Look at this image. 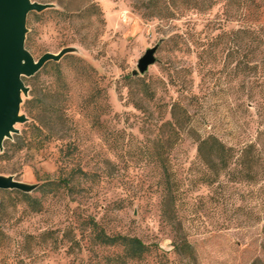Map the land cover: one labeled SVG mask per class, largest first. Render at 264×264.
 Listing matches in <instances>:
<instances>
[{"label":"rangeland","instance_id":"1","mask_svg":"<svg viewBox=\"0 0 264 264\" xmlns=\"http://www.w3.org/2000/svg\"><path fill=\"white\" fill-rule=\"evenodd\" d=\"M32 1L50 7L28 17L31 43L26 48L36 61L48 52H67L59 62L49 61L35 76L24 78L29 91L23 94L20 115L26 122L16 124L18 133L0 150H9L0 157V176L36 186L31 194L42 197L44 206L34 213L15 193L0 192V231L5 234L0 240L7 242L0 245V264H109L122 249L100 245L89 226L91 218L108 234L138 237L150 246L144 261L130 264L167 259L172 264H252L261 257L264 223L246 222L237 211L244 205L243 190L198 182L201 168L188 130L165 156L178 190L176 213L163 217L158 105L173 102L177 83H183L196 96L190 107L199 133L215 131L225 139L254 134L255 114L264 115V69L235 71L240 56L230 32L244 24H264V0H256L260 7L245 19L233 5L228 21L223 2L205 13L191 9L160 20L158 0L155 17L150 16V0ZM92 3L97 5L95 15L67 17L65 24L54 13L66 11L69 16ZM182 31L189 32L186 53L168 41ZM158 45L156 63L141 75L139 60ZM260 50L250 57L262 61L264 68V45ZM85 63L98 72L99 85L78 81ZM184 65L189 71H179ZM251 89L259 96L248 100L252 112H245L241 104ZM89 93L94 97L88 98ZM45 96L56 107H68L76 120V125L57 128L65 133L62 139L50 140L37 129L52 117L41 108ZM164 118L169 115L164 113ZM74 142L76 157L64 160L66 145ZM79 167L86 174H72ZM47 182L54 185L44 195L40 187ZM48 230L53 239L38 237ZM181 239L191 242L194 258L173 253L174 240Z\"/></svg>","mask_w":264,"mask_h":264},{"label":"trees","instance_id":"2","mask_svg":"<svg viewBox=\"0 0 264 264\" xmlns=\"http://www.w3.org/2000/svg\"><path fill=\"white\" fill-rule=\"evenodd\" d=\"M208 2L209 4L204 9L202 4ZM223 2L224 13L223 15L228 21V18L233 13L231 7H237V13L240 18L252 17L256 10L260 7L256 0H158V18L160 20H170L177 14L186 12L191 9L200 10L205 13L211 10L213 6ZM150 4L154 5L150 16L156 15L157 0H150ZM97 5L90 4L88 7L80 10L79 12L68 13L62 11H54L59 17L61 24L67 22V17L76 18L80 17L81 13H89L91 16L95 15L94 9ZM203 8V9H202ZM256 9V10H255ZM32 13L29 14V16ZM223 24L221 23V26ZM188 31L180 32L170 37L168 41L173 43V46L180 52L186 53L190 50V41L188 38ZM230 34L235 35L236 38V53L240 56V61L235 67V71H263L262 61H252L251 54L261 51V46L264 45V24L258 26L244 24L239 29L233 30ZM229 34V35H230ZM31 43V39L27 37L26 45ZM231 54H228L230 56ZM84 71L79 72L78 81H90L99 85L98 72L90 65L83 64ZM188 66H183L179 71H189ZM65 82V80H64ZM62 84H66L62 83ZM178 96L171 103H159L158 109L160 113L161 124L159 126L158 138V163L162 170L163 176V198H162V215L166 219L169 217L170 212L176 213V192L178 187L172 181V175L168 166V159L166 155L170 154L173 149L177 147L184 139L185 135L194 140L197 148L196 159L201 168V176L198 182L209 187H216L217 189L237 188L243 190L242 197L244 205L237 211L242 212L248 222V219L255 223H264V115L255 114L257 128L254 134H241L232 139H225L215 131L207 132L206 134L199 133L200 124L195 120V115L191 112V101L196 96L189 90L183 87V83H177ZM102 91V89H99ZM104 91V89H103ZM91 92V91H90ZM90 94V93H89ZM93 94V95H92ZM101 94V92H99ZM59 96L57 93L56 97ZM259 92L251 89L247 93V101L241 104L245 108V112H252L253 105L248 104V100L258 97ZM94 93L88 95V98H93ZM48 97L41 98V108L47 114L52 112V117L47 119L42 124L37 126L40 133H45L50 140L64 137V131H59V126H67V124L76 125V120L71 116L68 107H56L55 103H49ZM84 110H90L89 106H84ZM164 113L169 115V119L164 118ZM54 114V115H53ZM248 114V113H247ZM254 121V115H250ZM61 135V136H60ZM7 144V143H6ZM9 144V143H8ZM77 149V143H68L63 154L64 160H73L76 157L74 151ZM9 150L6 149L0 157L7 156ZM81 173L86 174L81 167L73 170L72 174ZM66 186L69 187L70 182L66 181ZM54 182H47L41 185L40 189L43 190L44 195ZM70 189L72 187H69ZM2 193H15L24 202L27 203L31 212L41 213L43 211L42 197L33 196L31 193H25L19 190L1 191ZM247 199H252L254 204L247 203ZM171 208V209H170ZM4 203L0 202V214L3 212ZM90 228L95 232V239L100 245L109 247H121V253L114 255L110 258L109 264H130L132 262L144 261L147 255L151 252L149 245L144 243L138 237H130L121 234H108L106 230L100 227L95 219L91 218ZM264 234V227H263ZM0 236L5 234L0 231ZM38 237L43 239H53V231L48 230L39 234ZM6 245L5 240H0V245ZM193 245L188 239L174 240L173 253L179 256H188L194 258ZM261 257L256 259L252 264H264V242L260 248ZM169 259L161 261V264H172Z\"/></svg>","mask_w":264,"mask_h":264},{"label":"water","instance_id":"3","mask_svg":"<svg viewBox=\"0 0 264 264\" xmlns=\"http://www.w3.org/2000/svg\"><path fill=\"white\" fill-rule=\"evenodd\" d=\"M49 7V4L32 0H0V150L6 140L18 133L16 124L26 122V117L20 115L23 94L27 95L29 91L24 78L35 76L49 61L59 62L67 52H48L36 61L26 48L29 14L43 12ZM158 48L159 45L148 49L139 60L141 75L156 63ZM36 189V186L21 183L14 177L0 176V192L19 190L31 193Z\"/></svg>","mask_w":264,"mask_h":264}]
</instances>
